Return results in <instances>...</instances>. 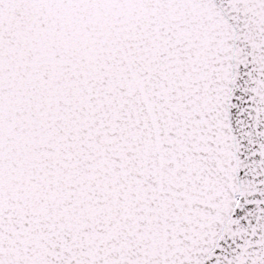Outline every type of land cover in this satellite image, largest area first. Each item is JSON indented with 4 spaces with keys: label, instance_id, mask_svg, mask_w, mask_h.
<instances>
[{
    "label": "snow or ice",
    "instance_id": "1",
    "mask_svg": "<svg viewBox=\"0 0 264 264\" xmlns=\"http://www.w3.org/2000/svg\"><path fill=\"white\" fill-rule=\"evenodd\" d=\"M0 264H264V0H0Z\"/></svg>",
    "mask_w": 264,
    "mask_h": 264
}]
</instances>
